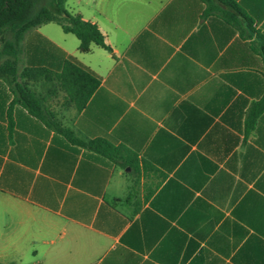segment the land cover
I'll list each match as a JSON object with an SVG mask.
<instances>
[{"label": "crops", "instance_id": "obj_1", "mask_svg": "<svg viewBox=\"0 0 264 264\" xmlns=\"http://www.w3.org/2000/svg\"><path fill=\"white\" fill-rule=\"evenodd\" d=\"M71 13L111 52L49 22L18 72L74 57L99 77L83 105L40 78L43 120L0 79V264H264V0Z\"/></svg>", "mask_w": 264, "mask_h": 264}, {"label": "trees", "instance_id": "obj_2", "mask_svg": "<svg viewBox=\"0 0 264 264\" xmlns=\"http://www.w3.org/2000/svg\"><path fill=\"white\" fill-rule=\"evenodd\" d=\"M66 1L0 0V79L11 83L18 92V100L43 120L44 108L37 102L41 97L29 86L30 82H37L40 78L50 79L53 75L65 98L83 105L99 85V77L72 56L64 61L59 72L53 73L44 67H23L18 72L25 35L42 24L55 22L64 32L76 36L80 51L86 52L91 44H96L111 52L98 25L83 19L80 14L70 13L65 8ZM201 1L208 3L210 0ZM258 50L264 60V35H259ZM18 78L22 79L21 83ZM261 105L264 109V97Z\"/></svg>", "mask_w": 264, "mask_h": 264}, {"label": "rangeland", "instance_id": "obj_3", "mask_svg": "<svg viewBox=\"0 0 264 264\" xmlns=\"http://www.w3.org/2000/svg\"><path fill=\"white\" fill-rule=\"evenodd\" d=\"M74 0H67L65 3V8L71 13V5ZM48 27L53 28L55 31H57L59 34H64V32L61 30L60 26L56 23L51 22ZM68 37L71 38V34H68Z\"/></svg>", "mask_w": 264, "mask_h": 264}]
</instances>
